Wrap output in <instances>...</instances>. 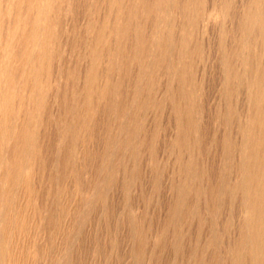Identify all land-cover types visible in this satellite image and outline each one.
<instances>
[{
    "label": "rangeland",
    "instance_id": "obj_1",
    "mask_svg": "<svg viewBox=\"0 0 264 264\" xmlns=\"http://www.w3.org/2000/svg\"><path fill=\"white\" fill-rule=\"evenodd\" d=\"M52 1L30 0L31 16L50 3L49 15L59 18V25L52 23L60 38L54 48L63 55L50 67L47 103L34 121L29 115L36 108L33 82L30 95L22 91L24 84L15 93L13 124L9 122L1 147L6 152L0 155V233L20 187L7 189L6 165L26 146L21 135L31 119L32 146L27 147L32 148L25 147L22 155L36 150L37 159L30 155L37 192L31 207L36 221L31 223L30 264H234L247 236L238 220L236 194L244 185L237 173L246 161L239 152L240 135L250 132L254 138L258 132L257 125L245 123L258 110L244 101L255 95L253 80L264 72L263 45L254 41L256 30L252 35L244 24L250 14L259 16L264 0H195L200 15L184 30L179 25L185 22L180 16L185 0H172L164 20L154 10L141 17L145 6L152 9L153 0H123L125 8L139 10L140 18L124 40L110 36L115 54L125 48L114 60L123 70L110 77L120 92L108 98L109 113L102 106L95 112L89 145L83 138L73 145L72 112L82 104L88 52L95 44L89 28L109 22L108 0ZM10 18L6 29L13 24L14 16ZM107 26L111 32L112 23ZM182 38L184 50H179ZM38 55L31 52L34 61ZM156 58L159 63L145 77L147 63ZM174 68L184 71L183 78L172 74ZM29 154L23 166L29 165ZM26 170L25 176L30 174ZM1 243L0 264H8L14 257L6 256L9 247Z\"/></svg>",
    "mask_w": 264,
    "mask_h": 264
},
{
    "label": "bare ground",
    "instance_id": "obj_2",
    "mask_svg": "<svg viewBox=\"0 0 264 264\" xmlns=\"http://www.w3.org/2000/svg\"><path fill=\"white\" fill-rule=\"evenodd\" d=\"M14 1L15 4L13 3V0H0V49L2 50V55H0V113L1 114L3 113L2 118L0 119V155H1V151H3V154H5L6 152V151L4 152V149L2 148L3 149L2 150L1 147L4 142L3 139L5 140V138H8L9 135L8 133L11 128L9 122L13 119L15 115V111L13 107V105L17 101V97H16L17 95H15V93H19L20 86L24 84V87L21 88L22 91H25L24 92L25 94L29 93L30 95L31 81L33 82L36 92L34 96L36 108L34 110L35 112L34 113L32 112V114L29 113V115H32L31 118L32 121H34L35 118L37 117V114L40 113L41 108H43L47 103V101H45L44 91L47 87L46 80L47 78H49V76H51L49 71L50 67L53 68V65L55 63L60 62L61 56L63 55L62 53L59 52V50H55L54 48V46L58 44L57 42L60 38L57 31L52 29V23L54 22L55 24V22L57 21L56 25H59L58 22L59 18H56L55 21L52 19L51 15H49L50 7H51L50 3H47V6L43 5L42 7H40V9H38V11L36 12V15L32 17L31 12L34 10V8L32 3H30V0H14ZM55 1H60V3L61 1L63 2V0H55ZM118 1L120 0L107 1L108 4L106 5V8L108 9V17L106 19L109 22L99 26L97 24L93 25V27H90L91 25L89 26L90 27L89 29L92 30L93 33L95 34L94 37L95 44L88 52V57L91 62L86 75V82L84 87L85 91H82L84 92V96H83L84 98L83 101L81 102L82 104L78 105L79 107H76L72 112L74 117L73 118L74 125L72 126L71 129V133L73 137L72 139L73 145L75 142H78V140H80L81 138L87 140V145H89L92 142L93 131L96 128L95 112L97 113L101 112L102 110L101 111L99 110L100 107L102 106L103 111L104 112L108 111L109 113L110 107L107 104L108 98L110 99L111 96H115L120 92V89L115 87L114 85L115 83L114 84L110 83L111 82L110 77L111 75L113 76L114 73L118 74L121 70H123L124 67L121 70L115 67L116 65L114 60L116 54L118 53L119 55L123 56L125 52V48H123L122 51H119L115 54L113 52L114 49L112 50V43L115 40H113L111 37L113 38L120 37L123 38L124 40V37L130 33L134 20L140 18V13L139 10L137 11L130 6L125 8L123 6V0L121 1L120 6H118L117 4ZM153 1H154L153 2L154 5L152 4L151 10L146 11V6L143 8V10H141L142 12L141 17H144L145 15L149 17L154 10L162 19L164 16L167 15L168 13L167 6L171 5L172 0H153ZM262 1L263 0H261V3H263ZM169 9L173 11V6L169 7ZM58 10H59L58 13L60 14V9ZM199 11L200 10H198L196 7L195 0H185L183 6L181 5V13H180L181 14L180 16L184 18L185 22L184 21H183L184 23L181 22L179 27L183 30L186 27L188 28L190 22H193L195 19L199 17L200 15ZM214 11H216L215 7L212 8V12ZM11 15L14 16L13 24L12 22H9L8 28L6 29L7 20L9 21L10 19L11 21L10 18ZM164 19L165 18H163L162 20ZM147 20H149V18H147ZM110 22L114 27L111 26L112 29L110 30L112 31L107 32V29H109L107 24L109 25ZM118 22L121 25L115 29V25ZM244 29L245 31L252 30V35L255 34V30H256L257 34L255 36L256 38L254 41L256 42L258 41L259 43H261L264 48V9H262L259 16L257 17L250 14V16H248L247 20L245 21ZM179 42H180L179 50H184L182 48L184 47L185 44L183 38ZM142 43L143 45L145 44L144 42ZM34 50H37L39 52L38 55L39 57L36 61H34L31 58V52ZM179 56L180 55H178L177 59L179 58ZM158 57L161 60L162 56L159 55ZM157 63H159V60L157 58L152 63L150 61L147 63L145 72H143L145 77L152 75V72L154 71V68L156 66L155 64ZM42 69L44 71H42ZM173 71L175 72L172 74L179 76V78H183L184 71L180 72L177 68H174ZM57 76H58V72L54 74L53 82L58 81ZM253 81H254L253 84L256 87L255 95L247 96L246 101L244 102H246L247 106L253 105L254 108H257L258 114L253 117L246 116L245 123L246 124L249 123L248 125H251L253 127L257 125L258 129L256 130L258 132L255 133L257 134V136H255L254 138L251 137L250 132L246 133L244 131V134L240 135L242 139V143H240L239 152L241 158L243 157L246 158V161L244 162V164L241 166V168L238 170L237 173V175H239V178H242L244 185L236 188L237 191L236 194L239 196L238 220L244 224L242 225L245 226V229L247 231V236L241 240L239 248L237 247L238 251L236 253V257L234 256L235 258H233L234 264H264V112H262L261 110V102H263L264 99V94H263L264 72L260 73ZM145 89L147 92L150 91L149 85H147ZM183 95L185 96V93H183ZM104 114L105 113H103L102 116H104ZM97 120H98L97 122H99V119ZM29 121H30L29 126L23 129L21 135L22 139L23 138L26 139L25 147H27V145L32 146L31 131H30L31 119ZM23 124L25 125V123ZM124 127L123 130L127 131L128 129ZM131 134H133V132H131ZM243 139H246V141L245 144L242 146ZM19 140L20 138L16 142H19ZM115 141L116 140H114L113 142ZM32 143L34 145L35 142ZM11 146L13 148L14 145ZM25 147L23 148V151L19 153V155L17 153V158L15 159V161H13L14 159L12 157L13 162L12 163L10 162L6 165L7 169H9L6 177L7 182L9 183L7 189L10 190L13 187L16 188L20 186L18 193L16 192L17 196L14 195L16 196V199L14 200L13 206L10 210V214H9L10 218L8 217L9 220L7 226L4 225L6 226L4 229V233L1 232L3 233L2 240L4 241L5 246L9 247L8 250L6 251L8 253V255L6 256L13 254L12 256L14 257V260L13 261L9 260L8 264H30L29 262L31 261L30 260L31 226L35 224L36 221L35 220L36 215L33 213V216H31V207L33 206L34 208L35 206L37 199V192L35 188L36 181L34 177V172H32L31 174L30 171H31V167L33 166V165L31 166V160H34V158L37 159V157L35 156L36 150H33L35 153L32 152L34 153L33 155L35 156L33 159L30 158V155L32 157L33 155L29 154L28 152L30 161H28L29 163L28 162L27 163L29 165L23 166L22 162H24L28 154H26L25 158L23 157L24 159L22 158V155H24L25 150L29 148V146L26 149ZM31 148H29L28 151H30ZM3 157L5 158V156ZM35 165L36 164H34V167ZM26 167L27 170H29L30 172V174L29 173L28 175L26 174L27 176L23 175V170H26L25 169ZM79 167L81 166L79 165ZM1 172L3 171H0V173ZM0 176L2 177L1 174ZM23 177L24 179L22 180ZM182 203H183V199H182ZM179 211L180 212L177 214L178 216L182 214L181 213L182 211L180 209ZM128 227L129 229L132 228L131 222H129ZM2 240L0 241L2 242ZM1 242L0 244H2ZM5 246L4 248L7 249V247Z\"/></svg>",
    "mask_w": 264,
    "mask_h": 264
}]
</instances>
